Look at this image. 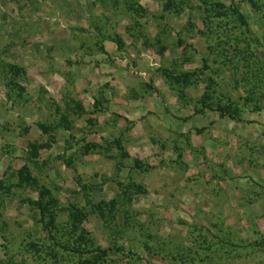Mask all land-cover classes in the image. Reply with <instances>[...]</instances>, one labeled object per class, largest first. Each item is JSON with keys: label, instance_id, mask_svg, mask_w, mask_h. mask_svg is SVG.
Wrapping results in <instances>:
<instances>
[{"label": "rangeland", "instance_id": "374dc122", "mask_svg": "<svg viewBox=\"0 0 264 264\" xmlns=\"http://www.w3.org/2000/svg\"><path fill=\"white\" fill-rule=\"evenodd\" d=\"M256 65L264 0H0V264L76 263L58 247L72 206L98 264H264ZM22 165L36 185L17 184ZM39 187L50 233L26 202ZM111 199L103 221L90 204Z\"/></svg>", "mask_w": 264, "mask_h": 264}, {"label": "trees", "instance_id": "16d2710c", "mask_svg": "<svg viewBox=\"0 0 264 264\" xmlns=\"http://www.w3.org/2000/svg\"><path fill=\"white\" fill-rule=\"evenodd\" d=\"M169 3L165 1L163 4V8L166 9L168 7ZM211 5H213L215 8H222L223 5L218 2H214ZM233 11L237 15V19L240 23H244V19L242 14L237 10V8H233ZM219 14V13H218ZM178 43L180 44L181 41L178 40ZM255 69L257 71H262V67L255 66ZM14 73H18L17 70H13ZM163 75L167 74V70H162ZM264 79V74H263ZM262 79V80H263ZM21 89V88H19ZM205 97L200 101L202 107H208L209 109L214 110L218 116L224 117L227 116L230 119H235L234 112L236 111V107L232 109L230 105L228 104H215L212 106L210 103L205 102ZM94 105L96 104L93 103ZM78 107V105H77ZM235 109V110H234ZM251 109H259L258 106H252ZM60 126L67 129V120L66 118H61L60 120ZM37 127L42 130V132H47L50 128L45 126L44 124H37ZM90 147H94V144H89ZM29 149L27 150V159L34 160L37 156V152L40 148L46 147L47 144L43 145L41 143H30ZM16 179L18 185H36V180L33 176L30 175L28 169L26 166L22 165L17 171H16ZM137 189V192L142 191L141 186H135ZM27 204L34 206L38 209L39 214L41 216L40 222L42 224V227L47 229V231L50 233L52 229H56L54 222L56 212H54V206H55V200L49 195L48 190L45 187H39L37 188V198L36 200L26 199ZM86 204H89V200L86 198L85 200ZM91 208L96 212V214L105 221V215H104V209L107 208L108 211H112L115 206L117 205L116 199H111L108 201H99L96 205L90 204ZM68 217V233L72 237L71 242L64 244H58V247H60L64 251H70L71 253H75L79 255V260L74 264H98L100 263L105 254L106 250L101 248L99 245L94 243V240L91 237H88L86 232L83 230V228L80 227V224L85 217V212H83L81 209L76 208L75 206H72L71 209H68L67 213ZM53 230V231H54ZM52 233V232H51ZM86 255V256H82ZM82 257V258H81Z\"/></svg>", "mask_w": 264, "mask_h": 264}]
</instances>
